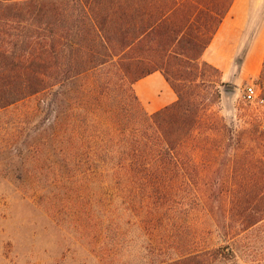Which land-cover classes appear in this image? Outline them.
<instances>
[{
    "label": "trees",
    "instance_id": "16d2710c",
    "mask_svg": "<svg viewBox=\"0 0 264 264\" xmlns=\"http://www.w3.org/2000/svg\"><path fill=\"white\" fill-rule=\"evenodd\" d=\"M233 2L0 0V109L50 100L37 202L101 264H133L134 229L139 264H264V112L228 125L202 59ZM155 71L176 99L148 112Z\"/></svg>",
    "mask_w": 264,
    "mask_h": 264
},
{
    "label": "rangeland",
    "instance_id": "374dc122",
    "mask_svg": "<svg viewBox=\"0 0 264 264\" xmlns=\"http://www.w3.org/2000/svg\"><path fill=\"white\" fill-rule=\"evenodd\" d=\"M263 31L264 0H235L202 56L221 72L225 85L220 87V98L213 108L234 129L249 126L250 112H264V105L243 99L249 83L264 95V85L257 80L264 56L262 39L259 43ZM260 45V59L254 60L252 50ZM41 97L32 96L0 109V264H101L86 245L71 242L68 236L74 230L67 221L58 223L37 202L40 172L51 170L50 156L41 140L49 132L52 104L47 99L39 114ZM58 206L64 210L65 203L55 204ZM197 220L204 236H209L208 217ZM137 234L134 229L133 264H139L141 256ZM213 237L208 239L210 243Z\"/></svg>",
    "mask_w": 264,
    "mask_h": 264
},
{
    "label": "crops",
    "instance_id": "0c3cea01",
    "mask_svg": "<svg viewBox=\"0 0 264 264\" xmlns=\"http://www.w3.org/2000/svg\"><path fill=\"white\" fill-rule=\"evenodd\" d=\"M228 13H227V15H228ZM227 15L223 19L221 25L219 26V29L217 30L215 36L213 37L211 43L214 41V39L218 35V32L222 28V25H224V22L226 20ZM261 39L264 43V31L261 33V37L259 38V43L261 42ZM253 43H254V41H253ZM253 43H252V46H253ZM252 46H251V48H252ZM262 46L260 45V49L259 48L258 49L253 48L252 59H254V60L260 59V56H261L260 54L262 52ZM256 50H257V52H256ZM250 51H251V49H250ZM133 87H134V90H135L138 98L140 99L141 103L143 104V106L145 107V109L148 112L156 111V110L160 109L161 107L173 102L176 99L175 93L170 88V86L165 81V79L163 78L162 74L159 71H155V72L141 78L140 80L136 81L135 84L133 85Z\"/></svg>",
    "mask_w": 264,
    "mask_h": 264
},
{
    "label": "built area",
    "instance_id": "2783aa9c",
    "mask_svg": "<svg viewBox=\"0 0 264 264\" xmlns=\"http://www.w3.org/2000/svg\"><path fill=\"white\" fill-rule=\"evenodd\" d=\"M243 99L251 103L264 105V95L258 92L255 84L249 83L244 87Z\"/></svg>",
    "mask_w": 264,
    "mask_h": 264
},
{
    "label": "water",
    "instance_id": "95a60500",
    "mask_svg": "<svg viewBox=\"0 0 264 264\" xmlns=\"http://www.w3.org/2000/svg\"><path fill=\"white\" fill-rule=\"evenodd\" d=\"M225 92H228V90H225Z\"/></svg>",
    "mask_w": 264,
    "mask_h": 264
}]
</instances>
